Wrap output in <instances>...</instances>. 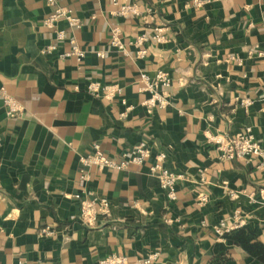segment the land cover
Listing matches in <instances>:
<instances>
[{
  "label": "crops",
  "instance_id": "crops-1",
  "mask_svg": "<svg viewBox=\"0 0 264 264\" xmlns=\"http://www.w3.org/2000/svg\"><path fill=\"white\" fill-rule=\"evenodd\" d=\"M46 1L0 0V88L23 108L8 119L0 97V264H98L111 254L130 264L152 255L150 264H264V159L223 161L207 141L250 130L264 151L262 0L200 9L191 0H56L82 23L71 30L59 22L60 43L42 26L52 11ZM124 2L151 8L148 25L117 16ZM116 27L123 50L110 47ZM156 28L165 43L137 44ZM71 40L85 51L81 62L60 58ZM52 45L55 51L41 54ZM157 69L170 76V96L148 114L141 75ZM90 83L119 86L125 105L92 97ZM141 140L150 150L142 166L92 168L89 182L81 181L79 158L94 144L116 158ZM159 153L166 169L187 179L172 203L149 176ZM85 189L110 203V217L88 229L74 198ZM236 212L247 249L212 233L223 220L234 226Z\"/></svg>",
  "mask_w": 264,
  "mask_h": 264
},
{
  "label": "built area",
  "instance_id": "built-area-1",
  "mask_svg": "<svg viewBox=\"0 0 264 264\" xmlns=\"http://www.w3.org/2000/svg\"><path fill=\"white\" fill-rule=\"evenodd\" d=\"M223 0H191L190 6L195 9H200L206 5L217 3ZM264 4V0H262ZM47 7H51V12L48 14L47 18L42 22V26L48 30H51L54 34V40L56 43H60L64 40V32L59 30L57 24L63 22L71 30H79L82 28L81 20L75 15L72 9L68 7H60L57 5L56 0H47ZM141 11L135 4H129L124 2L123 5L119 7L116 11V15L122 18L126 17H138L140 16L143 23L148 25V18L152 15V9H147ZM92 16L91 19H94ZM262 27L264 28V16L261 18ZM163 29L156 28L154 34L148 38L145 35H141L137 38V44L141 45L147 40L155 41L156 43H165V38L163 37ZM110 47L118 50H123V44L120 38V30L118 27L112 28L110 30L109 37ZM70 49L60 55V58L73 57L78 62H81L85 51L81 50L77 44L71 40ZM57 49L56 45L49 46L47 49L41 51L42 55L48 54L49 52L55 51ZM137 56L144 54L143 51L137 53ZM258 56H264V50L262 52H257ZM104 56L103 52L97 53L96 57L99 59ZM142 87L140 91L148 94L141 106L144 107L148 114L152 113L154 109H164L168 105L169 100V88L171 86V80L169 74L167 75L164 71L157 69L151 76L142 74L141 75ZM86 92L94 98H104L106 100L112 101L115 99H120V102L125 105L124 100H122L123 93L121 88L118 86H104L98 83H90L87 86ZM0 97L4 112L8 119H17L22 115L23 108L16 102L12 97L8 96L3 88H0ZM242 105L248 106L249 102L243 101ZM129 111V109H127ZM126 113L121 114V117H126ZM209 143L216 145L218 151L220 152V160L223 161H238L243 159L246 161H251L255 158L264 159V151L262 150L259 142L254 140L250 135V130H246L245 133H239L236 137L229 139L226 137H211L207 140ZM150 158V150L145 141H139L135 146L130 149L123 151L116 158H108L104 153L101 152L98 144H94L92 150L85 156L79 158L80 161V178L84 184H87L90 180L88 172L90 169L95 168L98 172H103V170L111 171H125L129 166L139 167L142 166ZM154 164L149 168V176L156 178L159 188L165 193L166 198L169 202L176 200L175 188L179 182H184L187 179L182 174H176L164 167L166 161V155L159 153L155 156ZM264 166V163H262ZM198 175L200 176L199 183L205 184L206 175L205 170H198ZM262 198L264 199V191H261ZM231 198L235 197L234 194L230 195ZM74 198L79 201V216L78 220L80 224L85 228L95 227L97 220L99 218L110 217V203L106 198H99L94 195L90 190L85 189L81 194H75ZM206 202V197H199L197 200L198 206L204 205ZM235 219L234 226H229L226 221H220L213 225L212 233L215 235L219 242L224 243L225 236L233 231L240 228L242 220L240 219V214L236 212L233 216ZM156 258V255H152L147 259L140 261L138 264H150L152 260ZM98 264H130L126 256L111 254L106 256L103 260H100Z\"/></svg>",
  "mask_w": 264,
  "mask_h": 264
},
{
  "label": "trees",
  "instance_id": "trees-1",
  "mask_svg": "<svg viewBox=\"0 0 264 264\" xmlns=\"http://www.w3.org/2000/svg\"><path fill=\"white\" fill-rule=\"evenodd\" d=\"M224 242H226L227 244H230V245H238L240 247L242 246L245 249L248 248L247 242L245 240V235H244V232L242 229L227 234L225 236ZM247 251H249V250H247Z\"/></svg>",
  "mask_w": 264,
  "mask_h": 264
}]
</instances>
